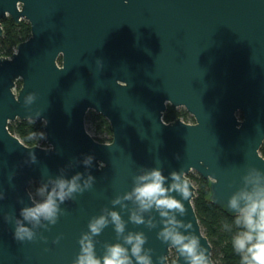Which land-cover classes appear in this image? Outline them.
I'll return each mask as SVG.
<instances>
[{
  "label": "water",
  "instance_id": "water-1",
  "mask_svg": "<svg viewBox=\"0 0 264 264\" xmlns=\"http://www.w3.org/2000/svg\"><path fill=\"white\" fill-rule=\"evenodd\" d=\"M66 1L0 0V17L8 13L18 22L22 16L31 25L30 36L12 55H0V191L5 195L0 200V264H71L90 218L131 190L141 167L161 168L165 176L185 172L191 198L183 201L186 215L178 218L191 223L211 253L193 207L195 187L188 173L209 180L211 202L232 214L224 206L242 186L241 177L249 167L264 171L259 152L264 141V0H130V51L127 34L125 47L118 48L108 42L103 23L89 22L85 28L65 18ZM88 2L95 12L104 4ZM29 93L36 98L26 106ZM167 104L183 107L194 121L164 122ZM88 110L109 122L111 141H97L87 131ZM29 116L43 123L46 147L26 145L8 130L9 122ZM30 153L35 163L28 162ZM85 155L94 157L89 169L93 188L62 204L66 214L50 230L39 229L36 240H15L14 224L3 216L19 218L21 207L31 205L32 183L54 178ZM84 171L82 163L75 165L67 177ZM121 215L128 221L126 211ZM161 227L150 230L129 222L126 230L144 232L154 264L159 257L163 264H184L174 248L157 239ZM57 236L61 239L55 244ZM95 239L99 256L104 242H116L113 226Z\"/></svg>",
  "mask_w": 264,
  "mask_h": 264
},
{
  "label": "clouds",
  "instance_id": "clouds-1",
  "mask_svg": "<svg viewBox=\"0 0 264 264\" xmlns=\"http://www.w3.org/2000/svg\"><path fill=\"white\" fill-rule=\"evenodd\" d=\"M124 3L127 4L128 0H124ZM35 98L34 93H29L24 98V104L31 105ZM35 115L39 118L41 113ZM36 118L29 116L34 123ZM27 139L44 140L46 134L34 131ZM93 160L92 155H85L82 160L69 162L59 170V175L54 178L49 176L46 182L39 183L34 194L28 192L31 205L21 207L19 218L10 213L3 216L5 222L14 224L15 240H36L39 229L50 230L49 226L55 225L59 217L66 214L61 208L62 204L93 188L95 177L89 171ZM28 162H36L34 153L29 154ZM81 163L85 171L75 172L68 178V169ZM9 180H12V176ZM241 180L242 186L224 206L231 210L234 220L232 224L224 223L223 228L227 232L235 228L231 243L240 256V264H264V171L249 167ZM173 193L181 198H176ZM4 198V192L0 191V200ZM190 198L189 181L183 170H173L165 176L161 168L141 167L139 174L133 176L131 190L116 195L110 201L112 208L104 207L99 215L90 218L87 231L82 232L78 239L79 252L71 264H154L153 250L145 248L147 236L143 231L126 230L129 222L145 225L150 230L162 225L157 232V239L174 248L183 257L184 264H212L211 253L191 231V223L178 218L186 215L183 201ZM19 203L23 204V200ZM115 206H119L120 211L114 210ZM124 211L128 213V221L121 215ZM153 213L158 214L159 220ZM109 225L113 226L116 242H104L103 254L98 256V241L95 238ZM39 239L47 241L43 235ZM60 239L61 236H57L53 243L58 244ZM163 262L164 258L159 257L158 264Z\"/></svg>",
  "mask_w": 264,
  "mask_h": 264
},
{
  "label": "trees",
  "instance_id": "trees-1",
  "mask_svg": "<svg viewBox=\"0 0 264 264\" xmlns=\"http://www.w3.org/2000/svg\"><path fill=\"white\" fill-rule=\"evenodd\" d=\"M28 30L25 24L15 26L11 21L5 23V34L0 39V55H12L15 45L27 38ZM16 89L21 85L17 81ZM173 109L168 107L164 112V119L169 120L173 116ZM184 116L188 114L184 112ZM85 123L93 131V137L100 142L111 141L112 132L109 122L98 113L89 111L85 117ZM8 130L16 135L24 144L32 146L44 140L34 139L28 140L27 137L32 132H42L43 123L33 122L31 120H14L8 123ZM44 132V131H43ZM260 154L264 157V141L259 149ZM188 177L195 187L194 197L192 199L193 207L203 233L207 236L211 246V259L213 264H240V256L233 249L231 239L235 232H227L223 228L224 223L232 224L234 220L233 214L227 213L221 207L215 205L210 200L209 180H205L196 172H189ZM38 184L32 183L28 190L31 194L35 193ZM174 256L170 257L172 262Z\"/></svg>",
  "mask_w": 264,
  "mask_h": 264
},
{
  "label": "flooded vegetation",
  "instance_id": "flooded-vegetation-1",
  "mask_svg": "<svg viewBox=\"0 0 264 264\" xmlns=\"http://www.w3.org/2000/svg\"><path fill=\"white\" fill-rule=\"evenodd\" d=\"M102 3L104 4L101 6L100 12H95L92 9V7L89 5L88 0H68L66 1L63 10H61V14H63L65 18H67L71 22H78V21L82 22L83 24H85V28H87V23L89 22L103 23L105 31L108 36L107 39L108 42H110L112 46H116L118 48L125 47V39L127 34L128 48L130 51V39H131V30H132V22H131L132 13L130 12L131 1L128 0V3L125 4L124 0H102ZM16 7L18 10H20L21 3L17 2ZM7 21H11L12 24L15 26L25 24L28 30L27 38L30 36L31 25L26 18L21 16L19 17L18 22H14L11 16L8 13H6L5 16L0 17V27L2 31L0 39L5 34V23ZM16 45L13 49H16ZM168 107H171L173 109L172 111L173 116L169 118V120H165L164 117L162 116L164 122H171L175 119H181L182 121L187 123H192L194 121L193 117L183 107L181 106L174 107L170 104H167L165 111L167 110ZM89 111L92 110H88V112ZM184 112L188 114V117L184 116ZM38 143H40L42 147L47 146L46 141L43 143L41 142Z\"/></svg>",
  "mask_w": 264,
  "mask_h": 264
},
{
  "label": "rangeland",
  "instance_id": "rangeland-1",
  "mask_svg": "<svg viewBox=\"0 0 264 264\" xmlns=\"http://www.w3.org/2000/svg\"><path fill=\"white\" fill-rule=\"evenodd\" d=\"M86 129H87V131L91 134V135H93V131L91 130V128L88 126V124L86 123ZM191 172H193V171H191ZM190 172V173H191ZM172 256H174V254L173 253H171V257Z\"/></svg>",
  "mask_w": 264,
  "mask_h": 264
},
{
  "label": "built area",
  "instance_id": "built-area-1",
  "mask_svg": "<svg viewBox=\"0 0 264 264\" xmlns=\"http://www.w3.org/2000/svg\"><path fill=\"white\" fill-rule=\"evenodd\" d=\"M15 51H16V49H13V52H15ZM37 145H38V146H42V145H40V143H38Z\"/></svg>",
  "mask_w": 264,
  "mask_h": 264
}]
</instances>
